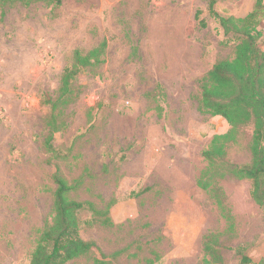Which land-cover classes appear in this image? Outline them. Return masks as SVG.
I'll return each mask as SVG.
<instances>
[{"label": "rangeland", "instance_id": "374dc122", "mask_svg": "<svg viewBox=\"0 0 264 264\" xmlns=\"http://www.w3.org/2000/svg\"><path fill=\"white\" fill-rule=\"evenodd\" d=\"M210 1L0 0V264H30L54 219L57 171L75 186L71 199L102 213L80 212V235L97 247L67 264H204L209 234L223 264H238L239 247L264 258L253 181L232 173L252 162L253 125L222 142L223 158L203 156L230 126L199 110L201 82L237 45ZM215 2L237 19L255 5ZM103 41V63L82 70L73 102L55 112L51 152L44 101L58 97L74 53Z\"/></svg>", "mask_w": 264, "mask_h": 264}, {"label": "trees", "instance_id": "16d2710c", "mask_svg": "<svg viewBox=\"0 0 264 264\" xmlns=\"http://www.w3.org/2000/svg\"><path fill=\"white\" fill-rule=\"evenodd\" d=\"M7 3V0H1ZM25 5L32 2L44 1L58 7L62 0H22ZM215 0L209 2L210 16L217 21L229 39L236 45L235 58L223 60L214 65L212 70L201 82V99L199 110L203 114L220 116L230 126L226 134L214 138L211 147L203 153L209 162L225 156L223 141L230 140L241 127L252 124L254 127L251 153L252 162L249 165L235 168L232 173L240 179L253 181L251 197L264 211V49L260 41L264 32L259 29L264 21V0H255L254 9L244 18L223 17L215 9ZM201 28L207 26L200 19ZM107 48L106 41L86 54L77 50L74 53L73 64L63 71L58 97L47 96L44 103L50 105L53 115L50 123V134L47 148L56 152L53 140L60 127L57 124L61 107L74 100L72 81L83 69L95 67L103 63L102 56ZM59 112L55 114L56 111ZM57 186L54 200V219L42 233L38 245L32 254L30 264H67L70 261L88 255L97 246L87 242L80 235V212L89 209L93 214L100 215L92 204L78 202L70 198L75 189L59 171L54 177ZM207 189L208 184L202 186ZM112 205V204H111ZM112 207V206H111ZM110 208V207H109ZM109 209L104 213L107 214ZM105 223H109L107 218ZM217 235L209 234L205 242L206 258L204 264H223L224 258L218 249ZM238 264H264V258L258 263L239 247ZM97 264L108 262L96 261Z\"/></svg>", "mask_w": 264, "mask_h": 264}]
</instances>
